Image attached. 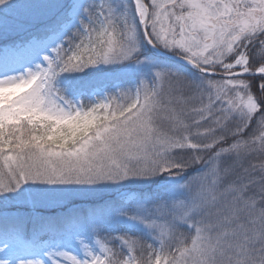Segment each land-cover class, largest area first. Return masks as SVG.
I'll return each instance as SVG.
<instances>
[{
    "label": "snow or ice",
    "instance_id": "6c2138e0",
    "mask_svg": "<svg viewBox=\"0 0 264 264\" xmlns=\"http://www.w3.org/2000/svg\"><path fill=\"white\" fill-rule=\"evenodd\" d=\"M264 0H0V264H264Z\"/></svg>",
    "mask_w": 264,
    "mask_h": 264
},
{
    "label": "trees",
    "instance_id": "16d2710c",
    "mask_svg": "<svg viewBox=\"0 0 264 264\" xmlns=\"http://www.w3.org/2000/svg\"><path fill=\"white\" fill-rule=\"evenodd\" d=\"M255 164L264 163V160H262L259 156L253 159L252 161Z\"/></svg>",
    "mask_w": 264,
    "mask_h": 264
}]
</instances>
